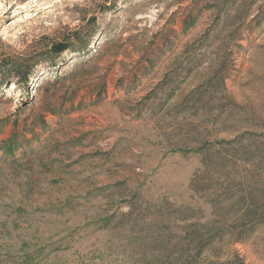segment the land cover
I'll list each match as a JSON object with an SVG mask.
<instances>
[{
    "label": "rangeland",
    "instance_id": "1",
    "mask_svg": "<svg viewBox=\"0 0 264 264\" xmlns=\"http://www.w3.org/2000/svg\"><path fill=\"white\" fill-rule=\"evenodd\" d=\"M76 30L86 77L42 55ZM207 224L193 264H264V0H0V264H180Z\"/></svg>",
    "mask_w": 264,
    "mask_h": 264
},
{
    "label": "trees",
    "instance_id": "2",
    "mask_svg": "<svg viewBox=\"0 0 264 264\" xmlns=\"http://www.w3.org/2000/svg\"><path fill=\"white\" fill-rule=\"evenodd\" d=\"M91 46V43L84 41L83 39H81V31L76 30L74 33H70L69 35H65L63 38L58 39V40H54L52 43H50L48 49L45 50L44 56H47V58H51L52 60V64H54L53 68H56L58 70V67H64L67 62L64 60L65 58L63 57L64 55H70V56H75V60H77L79 58V60H82L81 64V70L80 73H82L81 75L83 77H86V73L84 71V65H86L87 60H84V58L87 56V53L89 52V47ZM56 58L60 59L59 61H54L56 60ZM83 58V59H82ZM68 65V64H67ZM74 73V72H73ZM55 75V83H58L62 80V77H60V75H58V72L54 73ZM33 77H35L34 75H32V72H25L24 74H22L21 78L17 79V80H11L13 82V85L15 86L16 89L18 90H22L25 94H29L30 91V81L31 79H33ZM49 80L43 82L41 85L42 86H38V88L35 91V94L37 93V91H39L43 85H45ZM8 83V81H7ZM92 98H97L98 99V95L95 97V95H92ZM237 161L236 162H240V160H238L239 158H241V160L243 159L244 163H246L245 160H249L248 159V155H247V151L245 150H239L237 152H235V155ZM217 163H219L220 165H224L226 163V161L223 159H220L218 161H216ZM216 163V164H217ZM235 164V163H233ZM236 165V164H235ZM239 204H241V201L239 202ZM169 206H167V211L169 210ZM243 207L247 208L248 213H250V206H248V202H244ZM245 210V209H244ZM166 210L164 208H162L160 211H158L159 213H165L162 215V217L164 219L167 220H172L170 217H166ZM175 214L172 217H176L179 218V216H182L185 214L186 218H188L190 215V209L185 211L184 210H179L176 209L174 210ZM247 213V214H248ZM247 216V215H245ZM189 220V219H187ZM208 227H210L208 224L206 226H203V228L201 230L198 229V231L195 229L194 233H192V237H190L187 241L185 240V243L183 242L184 240H182V245L177 246L176 248L178 249V258H179V262L180 264H193L195 262H199V260L202 258V255L204 253H207L208 251H210L213 246H214V242L216 241L217 243H221L224 238L228 237V233L225 232V230L223 229H217V228H213V229H209ZM207 229V230H206ZM211 252V251H210ZM213 252V249H212ZM216 259V263L213 264H219L220 263V257H215ZM237 261H235L237 264H246L240 257L236 258ZM232 264V263H231Z\"/></svg>",
    "mask_w": 264,
    "mask_h": 264
}]
</instances>
